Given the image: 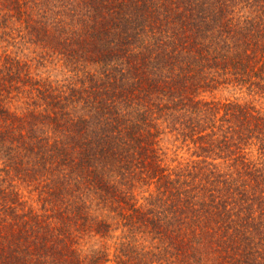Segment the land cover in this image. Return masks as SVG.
<instances>
[{"label":"trees","instance_id":"16d2710c","mask_svg":"<svg viewBox=\"0 0 264 264\" xmlns=\"http://www.w3.org/2000/svg\"><path fill=\"white\" fill-rule=\"evenodd\" d=\"M231 87L264 97V0H0V264H107L82 243L119 229L123 264H264V110L205 99Z\"/></svg>","mask_w":264,"mask_h":264},{"label":"rangeland","instance_id":"374dc122","mask_svg":"<svg viewBox=\"0 0 264 264\" xmlns=\"http://www.w3.org/2000/svg\"><path fill=\"white\" fill-rule=\"evenodd\" d=\"M24 53L28 55L29 59L35 57L33 48L24 49ZM34 63L37 64L36 61ZM37 66L39 67L38 71L40 73H43L44 76H50L52 79H64L68 76H71V74L68 73V71L65 70L61 64L55 65V63L46 61L45 64ZM205 99L209 101H221L223 103L227 100L239 101L240 103L252 102L253 105H256L257 107H260L264 110V97H261L260 95H249V93L245 89L239 90L231 87L228 89L220 90L213 94H207L205 96ZM161 138L163 150L168 153L169 163H171V161L176 158H178L180 161L190 158V154L187 152V148L182 147L180 142L175 143L174 136L168 133V130H166V133H164ZM135 191L137 198L140 199V203H142L143 198H147L149 196V193L146 192L147 188L143 187L142 184H136ZM24 193L27 195L26 192ZM121 235V230L119 229L117 232H114L109 238H86L82 243V249L87 252H106L109 258V262L107 264H123L120 258ZM143 243L145 245L150 244L148 238Z\"/></svg>","mask_w":264,"mask_h":264}]
</instances>
